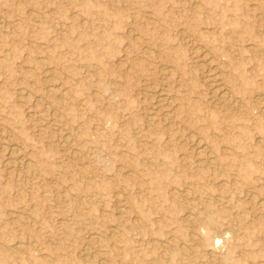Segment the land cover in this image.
I'll list each match as a JSON object with an SVG mask.
<instances>
[{
	"label": "rangeland",
	"instance_id": "rangeland-1",
	"mask_svg": "<svg viewBox=\"0 0 264 264\" xmlns=\"http://www.w3.org/2000/svg\"><path fill=\"white\" fill-rule=\"evenodd\" d=\"M0 264H264V0H0Z\"/></svg>",
	"mask_w": 264,
	"mask_h": 264
},
{
	"label": "bare ground",
	"instance_id": "bare-ground-1",
	"mask_svg": "<svg viewBox=\"0 0 264 264\" xmlns=\"http://www.w3.org/2000/svg\"><path fill=\"white\" fill-rule=\"evenodd\" d=\"M135 37V36H134ZM195 45V44H194ZM199 45V44H198ZM194 47V46H193ZM194 49H196L197 50V48L195 47ZM198 51V56L199 57H201L202 59L203 58H205V55L203 54V53H199V50H197ZM207 53V52H206ZM196 54H197V52H196ZM41 58V57H40ZM197 58V57H196ZM210 58V57H209ZM214 59V58H213ZM212 61V60H211ZM201 63V62H200ZM205 71H207V70H205ZM170 72H171V70H170ZM206 73H208V75H207V83H209V85H210V87L213 89V92L219 97V99L221 98L223 101L225 100L226 102H228L229 103V101L231 100V95H229L228 94V92H226V90H225V88H223L224 86H222L221 85V83H220V81L221 80H219V73H218V75H217V72H215V71H212V70H209V72H206ZM206 73H205V75H206ZM54 76V75H53ZM48 77V76H47ZM52 77V76H51ZM97 77V76H96ZM50 78V77H49ZM205 78V77H204ZM71 82V81H70ZM222 82V81H221ZM59 84V83H58ZM224 84V83H223ZM208 85V84H207ZM208 85V86H209ZM51 86H54V85H51ZM50 87V86H49ZM209 87V88H210ZM55 89V88H54ZM51 90V89H50ZM53 90V89H52ZM62 91V90H61ZM229 91V90H228ZM258 91V90H257ZM239 92V91H238ZM252 92V91H251ZM248 93H250V92H248ZM263 93V92H262ZM258 95V94H257ZM257 95H255V96H257ZM263 95V94H262ZM261 95V96H262ZM55 96V95H54ZM157 96V95H156ZM260 96V95H259ZM160 97V96H159ZM164 97V96H163ZM253 97V96H252ZM169 98V97H168ZM259 98V97H258ZM162 99V98H161ZM220 99V100H221ZM235 100V98L232 100V101H234ZM170 101V100H169ZM153 111V110H152ZM191 135V134H190ZM196 135V134H195ZM200 138V137H199ZM199 138L197 139L196 137H194L193 138V136H192V140L191 141H193V144L196 146V148L198 149V152L200 153H205V148H204V145L202 144V142H201V140H199ZM259 138V137H258ZM3 140H4V138H3ZM8 146V145H7ZM6 147V146H5ZM3 149L5 150V148H4V145H3ZM3 150V151H4ZM6 150H8V152H10V154L11 155H14V156H16L17 158L19 157V158H21L22 156H20L19 155V152L17 151V150H19V149H15V146L14 147H11V146H9V147H6ZM5 150V151H6ZM195 150V149H194ZM206 154L208 155V153L206 152ZM15 157V158H16ZM27 159V158H26ZM19 161H20V159H18ZM30 162V161H29ZM26 163H28V162H26ZM25 165V164H24ZM13 167V166H12ZM129 170V169H128ZM134 173V172H133ZM96 194V193H95ZM255 194V193H254ZM123 196H124V194H123ZM254 199H255V197H254ZM260 200V199H259ZM259 200L257 201V203H258V205L260 206V207H262V204H261V202H259ZM254 201V200H253ZM255 201H256V199H255ZM120 202V201H119ZM121 212V211H120ZM190 214V213H189ZM187 216V215H186ZM190 216H191V214H190ZM21 217V216H20ZM184 217H185V215H184ZM187 218H189V215L187 216ZM187 218H184V219H187ZM27 220V219H26ZM188 223H189V221L188 220H186ZM32 223H33V221H32ZM35 223V222H34ZM194 224H196V223H194ZM193 226V225H192ZM191 226V227H192ZM114 228V227H113ZM194 228V227H193ZM111 229V228H110ZM118 230V229H117ZM161 242V241H160ZM38 245V244H37ZM93 254V253H92ZM87 257V256H86Z\"/></svg>",
	"mask_w": 264,
	"mask_h": 264
}]
</instances>
